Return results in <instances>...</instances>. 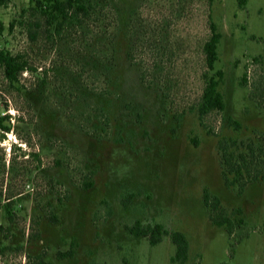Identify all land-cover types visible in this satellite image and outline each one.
<instances>
[{"label": "rangeland", "instance_id": "1", "mask_svg": "<svg viewBox=\"0 0 264 264\" xmlns=\"http://www.w3.org/2000/svg\"><path fill=\"white\" fill-rule=\"evenodd\" d=\"M99 1L102 22L63 33L33 0L0 6V47L28 64L10 81L0 63V264H181L137 220L182 231L184 264H264V179L227 186L219 148L264 152V0ZM211 21L226 107L201 120Z\"/></svg>", "mask_w": 264, "mask_h": 264}, {"label": "trees", "instance_id": "2", "mask_svg": "<svg viewBox=\"0 0 264 264\" xmlns=\"http://www.w3.org/2000/svg\"><path fill=\"white\" fill-rule=\"evenodd\" d=\"M10 1L11 0H0V6H6ZM33 1H35L36 6L42 11V13L47 15V22L49 25H55L57 33H63L67 27L73 28L88 19H93L94 22H102V11L99 10V0ZM239 3L243 6L247 3V0H239ZM210 30V37L206 40L203 46L205 70L202 73V77L205 85L201 101L198 105L199 117L201 120H203L209 113L213 111L221 112L226 107L224 94L220 90V85L225 78V72L223 69H219L216 66L217 61L219 60V44L223 34L219 31L218 25L214 21L210 22ZM100 54L101 53H97L92 56L94 68H98L99 62L105 61V56ZM129 58L132 59L133 56H129ZM258 58L256 57L255 59ZM0 63L4 66L6 77L10 81H18L19 76L28 69V64L21 54H13L1 47ZM141 75L144 80L143 73ZM10 117L9 114L0 115V132L5 133L10 131L11 127L7 124ZM235 123L238 125V122L235 121ZM219 148L222 153V174L227 186L239 184L240 188L243 189L248 182L256 181L261 178L264 179L263 150L260 149L258 152V149L250 144L246 151L240 152L236 155L235 152L230 149L231 145L226 141H221ZM203 200L209 211V216L212 222L217 226L225 227L230 234H233L235 228L234 221L225 212L224 208H222L220 198L217 195L211 194L208 189H205ZM127 204L128 203L125 202V205ZM11 217L12 215L10 214V218ZM127 229L135 236L147 237L151 244H158L163 240L165 234H169L176 245V253L173 257V261L181 264L187 262L189 258L190 243L187 236L182 231L175 230L169 232L161 223L143 224L139 220H137L134 225L128 226ZM73 255L74 250H69L66 253H58L60 258ZM42 264L52 263L44 261ZM125 264L129 263L126 262Z\"/></svg>", "mask_w": 264, "mask_h": 264}]
</instances>
